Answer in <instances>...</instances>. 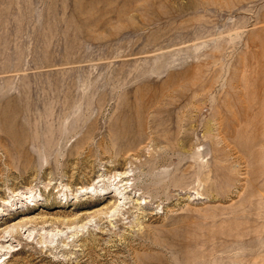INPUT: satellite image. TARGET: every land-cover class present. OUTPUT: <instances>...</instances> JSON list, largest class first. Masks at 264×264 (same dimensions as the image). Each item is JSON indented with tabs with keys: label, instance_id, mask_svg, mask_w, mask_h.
<instances>
[{
	"label": "rangeland",
	"instance_id": "1",
	"mask_svg": "<svg viewBox=\"0 0 264 264\" xmlns=\"http://www.w3.org/2000/svg\"><path fill=\"white\" fill-rule=\"evenodd\" d=\"M0 264H264V0H0Z\"/></svg>",
	"mask_w": 264,
	"mask_h": 264
},
{
	"label": "bare ground",
	"instance_id": "2",
	"mask_svg": "<svg viewBox=\"0 0 264 264\" xmlns=\"http://www.w3.org/2000/svg\"><path fill=\"white\" fill-rule=\"evenodd\" d=\"M120 181H122V180H120ZM83 190V189H82ZM85 190V189H84ZM102 190V192L104 193L105 192V189H101ZM107 190V189H106ZM117 195H119V194H117ZM116 198H118L119 196H115ZM118 206H119V203L116 205H114V208L112 209V211L114 212L115 210H117L118 209Z\"/></svg>",
	"mask_w": 264,
	"mask_h": 264
}]
</instances>
